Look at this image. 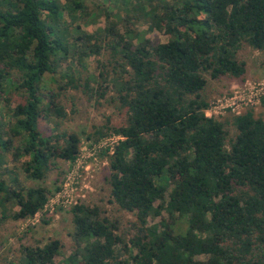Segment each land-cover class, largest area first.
<instances>
[{"label": "trees", "instance_id": "trees-1", "mask_svg": "<svg viewBox=\"0 0 264 264\" xmlns=\"http://www.w3.org/2000/svg\"><path fill=\"white\" fill-rule=\"evenodd\" d=\"M103 1L118 13L103 10L105 27L87 33L81 26L93 12L84 0H0V96L9 113L6 121L0 112V223L34 218L59 189L57 163L79 155L77 134L57 121L49 131L39 128L41 119L67 117L58 94L42 98L44 76L57 83L69 76L58 72L62 62L84 68L87 57L105 53L92 79L101 82L98 97L111 86L126 118L86 139L120 137L108 156L107 184L111 202L134 216L133 232L124 239L98 206L76 203L63 263L264 264V120L252 111L205 116L208 81L242 78V52L264 53V0ZM143 23L167 41H143ZM6 155L37 184L24 187L3 168ZM54 172L51 189L43 182ZM62 250L58 240L24 246L19 264H55Z\"/></svg>", "mask_w": 264, "mask_h": 264}, {"label": "rangeland", "instance_id": "rangeland-1", "mask_svg": "<svg viewBox=\"0 0 264 264\" xmlns=\"http://www.w3.org/2000/svg\"><path fill=\"white\" fill-rule=\"evenodd\" d=\"M64 2V0H61ZM93 15L86 19L87 23L82 24L81 29L87 33H93L98 28L106 25L103 10H108L113 14L118 13V8L112 7L115 3H107L103 0H84ZM117 5V2H116ZM119 6V5H118ZM111 10V11H110ZM96 16V17H95ZM65 19L68 20L67 16ZM137 31L143 41L150 43L166 42L167 37L162 32L150 31L145 23L137 26ZM134 44L138 40L134 39ZM242 60L246 63V72L242 78L231 79L221 78L219 80H209L207 94L209 95V105L215 104L223 98H239L238 104L233 110L227 109L217 112L214 119H223L235 116L239 113L252 111L255 118L264 120V107L261 106L263 97H258V102L249 104L248 100H256V91L259 86H264V53L258 51L245 50L241 54ZM108 57L105 53L100 56H90L84 60V68H79L75 62L67 61L61 63L58 72H68L69 76L57 83L52 82L49 74L45 75L40 84V93L46 101L50 97V91L58 94L60 105L65 109L66 118L58 119L52 116L48 119H41L39 128L45 132L54 127V123H59L60 130L75 133L80 138V151L77 159L70 162L59 161V176L61 183L47 206L34 218L26 221L6 220L0 223V264H19L22 257V247L24 246H44L51 240H58L63 244L62 254L54 258L55 264H64V259L70 254L72 247L71 234L73 225L71 221L70 209L76 203H85L89 206H98L105 216L111 220H116L119 224V234L125 239L133 232L134 216L120 210L111 202L109 196L108 176V147L115 145L113 134H107L96 142L87 141L86 137L94 132L95 128L108 124L110 127L120 125L126 118L118 102H113L114 92L111 86L102 84V90L106 88L104 97H98V86L100 80H93L99 72L100 62L106 63ZM72 66V72L68 68ZM59 75H57V78ZM16 80L15 74L12 75ZM61 86L62 89H59ZM20 94V93H19ZM13 99L19 97L13 94ZM247 104V105H246ZM15 107V102L11 103V108ZM0 112L4 119H9V113L2 102L0 96ZM109 119V121H108ZM108 121V122H107ZM24 158L21 157L20 161ZM12 157L6 155L5 161L1 164L3 168L13 169L19 181L24 187L35 186L37 183L26 179L23 172L12 164ZM56 172L50 173L44 180V186L56 188ZM9 211H16L18 207L8 203ZM166 214L161 217L149 219L150 224H156L166 219ZM176 229L183 231V221H177ZM118 256L121 260L127 258V254L118 248ZM198 260H205L203 257Z\"/></svg>", "mask_w": 264, "mask_h": 264}, {"label": "built area", "instance_id": "built-area-1", "mask_svg": "<svg viewBox=\"0 0 264 264\" xmlns=\"http://www.w3.org/2000/svg\"><path fill=\"white\" fill-rule=\"evenodd\" d=\"M257 92H258V94L255 96V99L256 100H248V102H249V104H252L253 103V101H256V102H258V97H263L262 98V100L264 99V86L263 85H261V86H259V88H257V90H256ZM239 98H236V97H233V98H227V99H225V98H223V99H221V100H218L215 104H213V105H209L208 106V108H207V110L205 111V116L207 117V118H214V117H216V115H217V112H220V111H224V110H227V109H231V110H233L234 108H236V106L238 105V104H241V101L240 100H238ZM247 105V104H246ZM239 114H241V113H239ZM239 114H236V115H239ZM235 115V116H236ZM114 138L116 139L115 140V145L117 144V142H118V140L120 139V137H116V136H114ZM115 145H112L111 147H108L107 149L109 150V152L110 153H112V151H113V148H114V146ZM49 201H50V199H49ZM48 201V202H49ZM48 204V203H47ZM47 206V205H46ZM45 206V207H46ZM44 207V208H45ZM41 212V211H40ZM38 214V213H37ZM36 214V215H37ZM35 215V216H36ZM34 216V217H35Z\"/></svg>", "mask_w": 264, "mask_h": 264}]
</instances>
